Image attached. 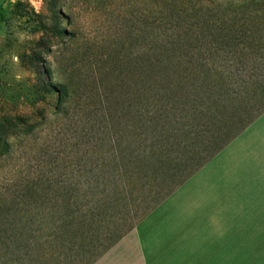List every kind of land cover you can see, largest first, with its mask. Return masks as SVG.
I'll return each instance as SVG.
<instances>
[{"label":"rangeland","instance_id":"374dc122","mask_svg":"<svg viewBox=\"0 0 264 264\" xmlns=\"http://www.w3.org/2000/svg\"><path fill=\"white\" fill-rule=\"evenodd\" d=\"M165 1L0 0V264L84 263L93 243L137 228L238 124L214 107L204 72L264 69V0L248 16L250 0H175L260 30L215 58L188 31L196 17L163 21ZM221 120L229 128L217 134ZM248 127L234 153L264 135V116ZM193 180L180 190L197 189ZM138 232L141 243L150 233ZM124 238L111 264H139Z\"/></svg>","mask_w":264,"mask_h":264},{"label":"crops","instance_id":"0c3cea01","mask_svg":"<svg viewBox=\"0 0 264 264\" xmlns=\"http://www.w3.org/2000/svg\"><path fill=\"white\" fill-rule=\"evenodd\" d=\"M247 128L140 220L135 231L118 241L125 239L120 244L125 242V256L136 255L139 264H243L244 257L250 264L260 261L259 253L264 255V183L257 179L264 175V159L256 153L258 144L264 150V135L237 153L231 145ZM192 179L201 181L197 189L180 190ZM162 208L167 215L155 222L158 214L154 215ZM138 231L150 232L143 235L142 243ZM116 244L93 264H111V248ZM244 247H248L245 255Z\"/></svg>","mask_w":264,"mask_h":264},{"label":"trees","instance_id":"16d2710c","mask_svg":"<svg viewBox=\"0 0 264 264\" xmlns=\"http://www.w3.org/2000/svg\"><path fill=\"white\" fill-rule=\"evenodd\" d=\"M259 1L260 0L249 1L250 9L247 12V16L256 12V9L253 10V7L256 6L257 2ZM164 7L166 8L164 14L168 13V15H163V21L167 19L173 22H185L186 19L189 22L191 17H196L195 20H191V22H189L188 31L197 34V37L200 40L199 48H203L205 51L210 53L211 58H215L217 54L226 51V48L227 50L237 53L238 42V44H241V40L244 41L243 39L255 40L256 34L260 32L258 27L253 26L252 24H250L251 26L248 28H244V25L241 26V29L237 28V25L240 22L236 18L230 19L232 20L231 25L227 24V19L224 20L223 17H220L224 16L225 13L218 9L219 6H217V9L215 10L205 11L196 3L190 4L184 1L180 6H178L175 0H166ZM244 20L246 21L247 19ZM201 21L203 22L201 23L203 25L199 26ZM44 27L45 25L43 24V28ZM161 28L166 32L169 28H171V31H173V29L176 27L171 25L169 22V24L164 23ZM55 31L56 35L63 33V31L59 29H56ZM206 38H209L211 39L210 41L216 43L214 44L211 42L209 45H207ZM220 39V43L223 44V47L218 44ZM226 41L228 43L235 42L233 46L236 47L230 48L228 43L225 44ZM204 73L209 79V84L214 89L213 96L215 95L216 97L213 100L214 107L218 108L217 106H221L223 108L225 107L229 109L231 111V115L237 119L238 124H235L234 128L226 132V139L221 144H217L214 148H212V150L208 152V155L203 158L199 164L193 165L191 163L189 165L190 171L186 177L177 184V187L183 184L191 175H193L200 167L207 163L213 156L223 149L226 144L232 141L264 112V69H260L259 71L256 69L240 71L239 69L232 66L223 67L222 69L211 67L208 68ZM49 85L51 86V83H49ZM48 89H50L49 86ZM246 112H248V114H246ZM221 123L222 124L216 129L217 134H221L224 132L225 128H229V121L221 120ZM193 133L197 134L196 131ZM176 173L177 171L174 172V175ZM174 189L175 187L167 192L162 198L158 199L150 210L156 208L164 198L169 196L174 191ZM148 212L144 213L143 218L148 214ZM140 220L141 219H139V221ZM139 221H137V223ZM133 224L132 227L127 229H116L117 232L111 234V238L107 240L93 243L90 248L91 251L89 249V254L82 264H92L94 261H96L110 247L116 244L131 229H133Z\"/></svg>","mask_w":264,"mask_h":264}]
</instances>
